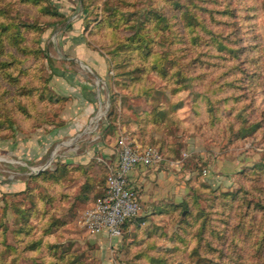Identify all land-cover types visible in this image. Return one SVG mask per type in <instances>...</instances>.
<instances>
[{
  "label": "rangeland",
  "instance_id": "obj_1",
  "mask_svg": "<svg viewBox=\"0 0 264 264\" xmlns=\"http://www.w3.org/2000/svg\"><path fill=\"white\" fill-rule=\"evenodd\" d=\"M52 67L104 99L64 134ZM110 134L174 175L119 237L82 225ZM0 264H264V0H0Z\"/></svg>",
  "mask_w": 264,
  "mask_h": 264
},
{
  "label": "built area",
  "instance_id": "obj_2",
  "mask_svg": "<svg viewBox=\"0 0 264 264\" xmlns=\"http://www.w3.org/2000/svg\"><path fill=\"white\" fill-rule=\"evenodd\" d=\"M116 144L117 159L107 163V173L102 195L82 215V225L91 234L106 233L119 237L124 225L135 217L140 209L137 188L130 182L129 172L137 166H158L164 159L151 146L137 148L120 136ZM169 165H174V161Z\"/></svg>",
  "mask_w": 264,
  "mask_h": 264
},
{
  "label": "crops",
  "instance_id": "obj_3",
  "mask_svg": "<svg viewBox=\"0 0 264 264\" xmlns=\"http://www.w3.org/2000/svg\"><path fill=\"white\" fill-rule=\"evenodd\" d=\"M54 75H56L55 78L57 81L59 77L65 84L68 83L70 87L74 89L73 93L71 90L69 91L73 98H75V101L71 102L72 105L70 106L72 114L68 113V115L65 116L66 119H69L66 120L67 124L60 129V133L64 134L70 131L72 128L71 126H75L77 128V126L84 121L85 116L88 113L93 112V105L97 103L101 104L102 101L104 102V99L102 100L101 90L96 83L94 85H89L86 82H82L79 78H76V75L73 72H69L67 75L64 69L60 71L58 70V72L54 73ZM59 83L61 84V82ZM104 114L105 111H103V115ZM70 119H73L72 122ZM85 133H88L87 130ZM78 134L75 136H78ZM125 137L128 140L127 135H125ZM106 139L107 140L102 143L98 142L95 144L96 149H98V151L105 156H107V154L111 155V153L115 151V145H117L115 137L111 134L107 135ZM134 140L138 143L135 138ZM169 169L174 173V169L172 167H169ZM128 177L130 182L138 190L142 213L149 214L153 213V211H156L157 213L164 207L166 202H174V175L166 172H159L157 169L154 170L153 167L150 168L140 165L132 169L129 172ZM98 235L104 236L107 234L104 232Z\"/></svg>",
  "mask_w": 264,
  "mask_h": 264
},
{
  "label": "trees",
  "instance_id": "obj_4",
  "mask_svg": "<svg viewBox=\"0 0 264 264\" xmlns=\"http://www.w3.org/2000/svg\"><path fill=\"white\" fill-rule=\"evenodd\" d=\"M24 52L25 51H18V53L20 54V55H23V57H25L24 56ZM20 61H21V59H20ZM53 68V70H54V73H57L58 72V70L57 69H55V67H52ZM18 73V72H17ZM19 75H22V74H25V71L24 70H19V73H18ZM104 184H105V182H104ZM104 189V188H103ZM103 193V192H102ZM125 226V225H124Z\"/></svg>",
  "mask_w": 264,
  "mask_h": 264
},
{
  "label": "bare ground",
  "instance_id": "obj_5",
  "mask_svg": "<svg viewBox=\"0 0 264 264\" xmlns=\"http://www.w3.org/2000/svg\"><path fill=\"white\" fill-rule=\"evenodd\" d=\"M54 155V154H53ZM43 167V166H42Z\"/></svg>",
  "mask_w": 264,
  "mask_h": 264
}]
</instances>
